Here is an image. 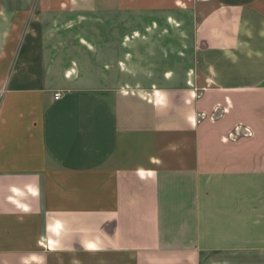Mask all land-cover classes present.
I'll return each mask as SVG.
<instances>
[{
    "label": "crops",
    "instance_id": "crops-1",
    "mask_svg": "<svg viewBox=\"0 0 264 264\" xmlns=\"http://www.w3.org/2000/svg\"><path fill=\"white\" fill-rule=\"evenodd\" d=\"M154 2L0 0V264H264V0H207L157 84L55 35Z\"/></svg>",
    "mask_w": 264,
    "mask_h": 264
},
{
    "label": "rangeland",
    "instance_id": "rangeland-1",
    "mask_svg": "<svg viewBox=\"0 0 264 264\" xmlns=\"http://www.w3.org/2000/svg\"><path fill=\"white\" fill-rule=\"evenodd\" d=\"M139 2L142 3V0ZM206 2L155 0L150 6L147 5L149 9L144 10L139 3L140 9L136 8L133 12L103 18L105 23L101 27L95 26L88 17L89 25L72 27L69 32L59 31L55 35L64 34V39L57 40L64 46L69 63H75L78 67L84 62L87 66H97L101 59L109 65L110 60L116 59L125 62L123 68L135 83L145 81L157 84L168 71H172L169 74L171 81L183 79L189 77L192 36L206 11ZM101 34L103 37H99V40L93 38ZM83 36L92 38V49L81 43ZM123 38L129 41L120 42ZM55 45L60 47L58 42Z\"/></svg>",
    "mask_w": 264,
    "mask_h": 264
},
{
    "label": "built area",
    "instance_id": "built-area-1",
    "mask_svg": "<svg viewBox=\"0 0 264 264\" xmlns=\"http://www.w3.org/2000/svg\"><path fill=\"white\" fill-rule=\"evenodd\" d=\"M60 98H61V93L55 94V100H59ZM244 136H250L249 132L247 131L246 134H244Z\"/></svg>",
    "mask_w": 264,
    "mask_h": 264
}]
</instances>
